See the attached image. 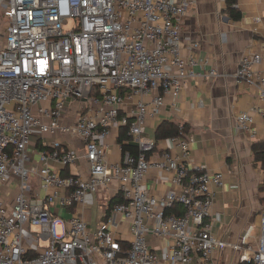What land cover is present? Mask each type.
<instances>
[{
	"label": "built area",
	"instance_id": "obj_1",
	"mask_svg": "<svg viewBox=\"0 0 264 264\" xmlns=\"http://www.w3.org/2000/svg\"><path fill=\"white\" fill-rule=\"evenodd\" d=\"M193 3L0 0L2 16L9 20L0 43V187L19 186L12 205L0 197V264H214L216 254L227 248L239 251L243 263L264 264V209L241 244L213 233L211 188L223 186V174L205 166L188 168L169 153L154 162L150 156L157 142L146 136L147 105L138 104L132 117L121 113L123 90L135 95L162 92L152 104L158 114L164 95L178 98L198 77L199 44L189 47L188 56L182 53L183 23ZM257 66L263 67L260 74L254 71ZM209 75L217 77V71ZM236 78L256 81L264 99V55L244 56ZM70 99L91 107L75 124L65 126L61 118ZM9 104L14 108L7 109ZM248 121L250 114L243 113L238 130L247 129ZM122 127L128 128L140 153H126L112 165L101 142ZM37 133L76 136L84 143V153L55 142L41 155L45 165L32 168L29 148ZM172 141L188 161L187 139L181 134ZM78 158L87 162V177L63 175L47 164L53 160L73 166ZM153 166L173 172L179 189L161 199L149 195L145 179ZM115 182L120 201L95 233L80 215L58 217L56 208L85 206L88 196L108 191ZM178 205L183 213L166 215ZM122 221L132 236L128 248L117 232ZM62 225L58 234L56 228ZM150 236L173 240L165 262ZM254 239L255 250L250 246ZM29 243L40 251L35 257Z\"/></svg>",
	"mask_w": 264,
	"mask_h": 264
},
{
	"label": "crops",
	"instance_id": "obj_2",
	"mask_svg": "<svg viewBox=\"0 0 264 264\" xmlns=\"http://www.w3.org/2000/svg\"><path fill=\"white\" fill-rule=\"evenodd\" d=\"M231 9L240 14L238 20L231 17ZM195 43L199 44L195 55L202 60L197 69L198 77L183 88L178 98L164 95V105L157 114L152 104L162 92L135 95L123 90L121 113L132 117L138 104L147 105L146 136L157 142V149L150 156L154 162L160 161L162 154L169 153L188 168L193 165L205 166L210 172L223 174V186L211 188L215 193L213 233L230 244H241L250 228L257 224L258 214L263 210L260 199L264 194L260 193L259 188L264 183V172L255 165L252 148L257 142L264 141V99L260 98L256 81L239 82L236 73L244 56L255 53L264 55V0H194L183 23L184 56L191 53L189 47ZM212 70L217 71V77L209 75ZM254 71L260 74L263 67L257 66ZM88 107H91L90 103L86 106L81 101L70 99L61 123L65 126L75 124ZM243 113H249L251 121L246 123L247 129L238 130V120ZM165 122L184 128L181 134L189 143L188 161L183 158L182 149L172 138L157 140V130ZM119 136L120 129L114 128L101 142L106 148L107 161L112 165L124 158ZM55 142L76 150L79 155L84 153V143L76 136L37 133L31 139L29 166L36 169L44 166L41 155L45 151L42 148L50 149ZM47 164L63 175L87 177L89 174L85 159L78 158L73 166H64L53 160ZM174 175L173 172L151 167L145 179L148 194L161 199L178 190L173 182ZM43 194L40 192V195ZM0 197L12 205L15 192L12 193L10 187H0ZM115 198L120 200L117 182L108 191L88 196L85 206L68 210L58 207L56 210L57 213L63 212L66 220L75 214L80 215L88 224L89 231L95 233L106 219L107 208ZM96 206L103 213L94 217ZM155 210L160 211V207L157 206ZM217 216H220L219 220ZM117 232L128 248L132 240L129 226L122 221ZM149 241L165 262L173 240L150 236ZM29 246L32 248L30 256L38 255L40 251L33 249V243H29ZM250 246L255 250L258 242L254 239ZM240 257L239 251L227 248L216 254L214 264H244Z\"/></svg>",
	"mask_w": 264,
	"mask_h": 264
},
{
	"label": "trees",
	"instance_id": "obj_3",
	"mask_svg": "<svg viewBox=\"0 0 264 264\" xmlns=\"http://www.w3.org/2000/svg\"><path fill=\"white\" fill-rule=\"evenodd\" d=\"M230 11H231V17L234 20H238L240 18V14L236 13L234 9H231ZM183 129H184L183 127H180L177 124L165 122L162 125H160V127L158 128L156 133V138L157 140L175 138L181 135ZM118 142L122 147L123 155L129 153L133 156H137L140 153L139 147L133 143L132 138L128 135L127 127L120 128V136L118 138ZM42 150L49 151L50 149L42 148ZM252 153H253L255 165L260 166V168L264 172V141L257 142L252 148ZM259 191L260 193L264 194V183H262V185L260 186ZM117 199L118 198L111 200L110 205L107 208V214H109L113 206L120 201V200L118 201ZM260 202L264 209V196L261 197ZM183 211H184L183 207L178 205L173 209L167 210L166 215L180 214L183 213ZM244 264H249V263H244Z\"/></svg>",
	"mask_w": 264,
	"mask_h": 264
},
{
	"label": "rangeland",
	"instance_id": "obj_4",
	"mask_svg": "<svg viewBox=\"0 0 264 264\" xmlns=\"http://www.w3.org/2000/svg\"><path fill=\"white\" fill-rule=\"evenodd\" d=\"M9 20L8 19H6V18H3V16H2V11L0 10V43H2L3 42V36H5L6 35V22H8ZM71 26H68V27H66V29L67 28H70ZM14 105L15 104H9V105H7L6 106V108L7 109H13L14 108ZM18 189H19V186H18V184L17 183H14L11 187H10V191L12 192V193H16L17 191H18ZM45 194V193H44ZM44 194H43V196H44ZM98 213L100 214V213H103L101 210H99L98 209V207L96 206L95 207V210H94V217H97L98 216ZM58 215V217L60 218V219H62V220H66L67 219V217L65 216V214L62 212H60L59 211V213L57 214ZM33 231H37V229H33ZM56 231H57V233L59 234L60 232L61 233H63V225H62V227H60V226H58L57 228H56ZM256 234H258V231L256 230ZM32 241H34V239L32 240ZM254 244H257V243H254ZM99 262V264H104L101 260H99L98 261Z\"/></svg>",
	"mask_w": 264,
	"mask_h": 264
}]
</instances>
